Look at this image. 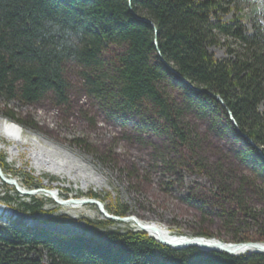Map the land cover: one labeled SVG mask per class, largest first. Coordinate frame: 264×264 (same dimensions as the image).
Returning <instances> with one entry per match:
<instances>
[{"label": "trees", "instance_id": "1", "mask_svg": "<svg viewBox=\"0 0 264 264\" xmlns=\"http://www.w3.org/2000/svg\"><path fill=\"white\" fill-rule=\"evenodd\" d=\"M235 1L0 0V96L31 105L50 95L57 105L67 104L65 71L68 64L76 65L86 94L109 118L134 120L143 130L167 137L173 151L185 153L178 160L183 169L209 174L215 192L207 203L228 206L229 211L221 208L213 216L231 233V242H264V184L233 175L219 162L216 174L210 173L201 156L202 141L186 121L187 116L205 119L219 135L228 130L244 148L236 155L240 161L264 173V112L257 108L264 97V28L254 23L260 0H239L249 12L222 21ZM243 18L250 30L242 29ZM45 19L79 30L80 48H60L42 29ZM218 34L233 36L240 49L216 59L208 47L217 43ZM167 86L179 99L166 91ZM4 115L17 121L11 113ZM246 197L262 204L259 211L242 207ZM21 205L43 213L41 203ZM114 214L127 215L125 209ZM201 218L204 221V214ZM8 220V226H0V264H40L43 251L48 264H264V252L234 256L194 246L174 249L133 229L61 235L41 226L27 227L19 218ZM242 230L257 237L245 236ZM188 236L213 237L205 231Z\"/></svg>", "mask_w": 264, "mask_h": 264}, {"label": "rangeland", "instance_id": "2", "mask_svg": "<svg viewBox=\"0 0 264 264\" xmlns=\"http://www.w3.org/2000/svg\"><path fill=\"white\" fill-rule=\"evenodd\" d=\"M228 9L221 15L222 21L230 22L234 15L244 17L250 10L239 0L232 2ZM241 23L242 29L250 30L245 18ZM239 49V41L233 36L218 34L217 43L208 47V52L216 59H224ZM78 72L76 65H67V104L57 105L50 95L31 105L17 100L5 101L0 96V119L16 123L23 136L34 133L41 145L56 152L57 159L64 164V174L75 178H60L49 170L36 176L30 162L26 161V155L12 157L7 149L1 150L3 175L15 180L23 189L37 192L20 195L12 185L0 184V214L6 215L5 218L0 216V226H8V219L19 218L27 227L41 226L61 235H92L95 229L137 231L132 221L113 220L114 223L101 224L107 218L94 204L59 205L42 191L47 189L57 193L60 199L92 198L88 194L93 193L96 195L94 199L103 205L108 214L114 216L116 210L125 209L126 216H134L145 223H156L175 237L178 236L173 233L188 236L205 231L214 239L231 242V233L223 229L220 220L213 216L222 207L207 203L215 192V183L209 174L183 169L178 160L185 158V153L173 151L167 137L143 130L142 125L134 120L119 122L109 118L99 102L86 94ZM166 91L179 99L175 89L168 87ZM257 108L259 112H264V97ZM5 113L13 114L17 121L9 119ZM186 121L196 129L202 141L201 156L211 168L210 173L216 174L219 162L222 169L229 170L233 175H244L258 186L264 184V173L256 166L242 163L236 156L244 152V148L232 133L226 130L219 135L205 119L187 116ZM0 142L5 147L11 143L2 135ZM163 157L165 162L161 161ZM251 200L247 201L246 197L242 207L259 211L262 204ZM22 203H41L43 213H32L24 209ZM222 209L229 211L228 206ZM241 232L250 238L257 237L252 231ZM39 259L41 263H49L45 251Z\"/></svg>", "mask_w": 264, "mask_h": 264}, {"label": "water", "instance_id": "3", "mask_svg": "<svg viewBox=\"0 0 264 264\" xmlns=\"http://www.w3.org/2000/svg\"><path fill=\"white\" fill-rule=\"evenodd\" d=\"M141 20L149 22L146 19H141ZM155 45L157 46V42H155ZM162 62L168 67V69L174 75L181 77V75L178 72H176L170 65H168L164 60H162ZM184 82L188 87H190L193 90H196L189 83H187L185 80H184ZM215 98L221 104H223V101L218 96H215ZM228 114H229V118L231 119L233 124L236 126V129L238 130L236 122L233 119L230 111H228ZM243 136L246 137L245 135H243ZM249 143L260 152V149L255 144H253V142L251 140H249ZM0 178L5 183L13 184L15 186V190L18 193H21L23 195H33L34 193L37 192V190H20V188H18V186L14 180L3 178L2 173H1V169H0ZM42 191H44L46 194H48L49 197L57 204H65V203L94 204L97 206V208L101 211V213L107 219L121 221V222L133 221L136 224V226L138 227L137 231L146 232L147 231L146 228H149L150 231L159 235V237L156 239V241L158 243H160L161 245H164V246H169L170 248L182 249V248L194 246V247H197L203 251H217V252H223V253H227L229 255H234V256L239 255V254H244V253H263L264 252V243L263 242H225V241H221L218 239L216 240L214 238H206V237H202V236H193V237H189V236H187V237H185V236L175 237V236H172L173 238H180L182 240L180 242H171V241L163 239V237L160 234L161 230L159 229V227H156V225H150V226L142 225L134 216L119 217V216H115V215L114 216L110 215L105 211L103 205L94 198L59 200L55 197V194L52 191H50V190H42ZM147 234H148V236L151 237V235H149V233H147ZM41 264H47V263H41Z\"/></svg>", "mask_w": 264, "mask_h": 264}, {"label": "bare ground", "instance_id": "4", "mask_svg": "<svg viewBox=\"0 0 264 264\" xmlns=\"http://www.w3.org/2000/svg\"><path fill=\"white\" fill-rule=\"evenodd\" d=\"M0 135L4 136L5 138H7L11 142L8 147H5L4 144H2L0 142V151L3 149H7L8 153L12 157H18L20 155H26L27 156L26 161L30 162L31 167L35 170L36 176L40 175L42 171L49 170L50 172H53L54 174H56L60 178L63 177V178H68L69 180H75V178H70V177H68L67 174H64V172H63V170H65L64 164L62 165L61 161H59L57 159L56 152H53L52 150H49L47 147L41 145L40 141H38V139L34 133H29L28 136H23L22 132L20 130V127L18 125H16V123H14L12 121H6V120L0 119ZM1 173H2V170H1ZM2 176H3V178L8 179L3 175V173H2ZM3 182L4 181L1 180V178H0V184H2ZM15 183L17 184L16 181H15ZM18 184H17V186H18V188H20V190H25L21 186H19ZM9 185H12L15 188V186L13 184H9ZM54 194H55V197L57 199L62 200L59 198L57 193H54ZM20 195H23V194L20 193ZM45 195H48V194H45ZM59 205L77 206L80 204L65 203V204H59ZM0 212H1V208H0ZM138 221L142 225H145V226H150V225L156 224V223H145V222L140 221V220H138ZM132 223H133V226L136 227V224L133 221H132ZM156 227H159V226L156 225ZM134 229L137 230L138 227H136ZM146 229H147L146 232L149 233V235H151V237L154 238L155 240L159 237V235L150 231L149 228H146ZM159 229L161 230V233H160L161 236L165 240H168L171 242H180L182 240L180 238H173L172 237L173 235L170 234L169 232H167L164 228L159 227ZM185 237H187V236H185Z\"/></svg>", "mask_w": 264, "mask_h": 264}, {"label": "clouds", "instance_id": "5", "mask_svg": "<svg viewBox=\"0 0 264 264\" xmlns=\"http://www.w3.org/2000/svg\"><path fill=\"white\" fill-rule=\"evenodd\" d=\"M256 17L254 23L259 28H264V0H260L259 7L255 9ZM42 29L49 36L55 37L60 48L77 50L82 43V35L79 30L66 27L59 22L45 19L42 22Z\"/></svg>", "mask_w": 264, "mask_h": 264}]
</instances>
